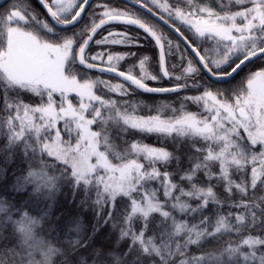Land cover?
Wrapping results in <instances>:
<instances>
[{"label": "snow or ice", "instance_id": "snow-or-ice-1", "mask_svg": "<svg viewBox=\"0 0 264 264\" xmlns=\"http://www.w3.org/2000/svg\"><path fill=\"white\" fill-rule=\"evenodd\" d=\"M5 4L0 182L11 170L20 203L0 196V264H264V65L252 68L264 61V0ZM162 78L176 83H147ZM137 91L176 93L179 107H149ZM102 227L111 247L96 242Z\"/></svg>", "mask_w": 264, "mask_h": 264}, {"label": "trees", "instance_id": "trees-1", "mask_svg": "<svg viewBox=\"0 0 264 264\" xmlns=\"http://www.w3.org/2000/svg\"><path fill=\"white\" fill-rule=\"evenodd\" d=\"M95 2H98V0H96ZM107 2L109 3H113V4H118L120 6H123V3L117 1V0H107ZM173 3H175V0H172ZM214 2V0H213ZM33 5L36 7H40L38 5L37 0H33ZM5 7H7V4L4 5ZM42 11V8L40 9ZM115 28H119L121 26H113ZM94 49L96 48L95 45L92 46ZM181 48L183 49V46H181ZM99 50V49H96ZM117 50H123V49H117ZM141 55H148L151 56L153 59L154 57L156 58L157 54H156V50L153 46L152 43H150L148 40L144 41V47L141 48L139 50ZM172 61L176 62L173 58H171ZM130 64H132V61H128L125 65L124 68H126V66H129ZM261 65H264V61H257L256 63H254L252 65V68L255 69ZM180 69H176V72H179ZM245 72H247V69H245ZM244 75V73H241L240 76H238L235 79V82H233V85L235 83H237L239 81L240 78H242ZM166 80L163 81L162 84H166ZM149 85L153 86L155 85L154 83H148ZM153 87H158V86H153ZM197 94V90L194 88H190L185 90L183 93H181L180 95H195ZM24 99L27 102H35L37 100V98L29 96L27 94L24 95ZM133 100L136 101H141L142 104L147 105L149 107L155 108L157 106L160 105H164V104H175L177 107H179V103L180 100L177 96L176 93L171 94V95H165V96H157V95H146V94H142L140 92H137V94H135L132 97ZM187 107L190 111L196 110L193 107V104H191V102H188ZM148 109L145 108V111H147ZM135 137L137 139L141 138V134L136 133ZM144 142L148 143V144H154L156 146H167L169 149H171V143L168 142L166 145L162 143L161 140H159L155 135H145L143 137ZM17 165H19V167L21 169H23L25 167V165L20 164L19 159H17L16 164H14L12 167L15 168ZM13 178L11 175V170L9 171V175L7 177V179L3 182H0V196L2 197H6L9 201L13 200L14 198L16 199L17 203H20L19 197L16 196L15 193H13L10 190V185L12 184ZM59 201H60V206L63 207L65 206L66 202H70L71 201V191L69 188L65 187L62 190V194L59 196ZM83 223L86 227V229L91 232L92 226L96 223V219L95 216L93 214V212L91 211H86L83 213ZM116 237L115 234L112 232L111 227H102L101 231L97 234L96 237V242L99 245H104L106 247H111L113 245V242L115 241Z\"/></svg>", "mask_w": 264, "mask_h": 264}, {"label": "rangeland", "instance_id": "rangeland-1", "mask_svg": "<svg viewBox=\"0 0 264 264\" xmlns=\"http://www.w3.org/2000/svg\"><path fill=\"white\" fill-rule=\"evenodd\" d=\"M96 2L94 1L93 2V4H95ZM158 26H159V28L164 32V34L165 35H169L170 36V38L171 39H173L172 37H171V35L166 31V29H164L162 26H160L159 24H158ZM174 41H176L175 39H173ZM183 50V49H182ZM151 57V56H150ZM152 58V57H151ZM173 63H176V62H171V64L169 65V69H170V71H175L176 72V69H178L179 67H177V68H175V69H172V67H171V65L173 64ZM129 66H131V64L129 65ZM129 66H126V68H125V70H127V68L129 67ZM150 70L151 71H154L155 73H157V74H159V68H158V59H157V56H156V58L154 57V59L152 58V63H151V67H150ZM177 74L179 73V72H176ZM91 75L93 76V77H96V76H99V77H102V78H105V79H107L108 77H106V76H101V75H98V74H96L95 72H92L91 73ZM165 79H160V80H158V81H151V80H149V81H147V83H154L155 85H153V86H158V87H168V86H171V85H173L174 83H176V81H174V80H166V84H162L163 83V81H164ZM149 86H151V85H149ZM139 102H141V101H139ZM192 104V103H191ZM193 107L196 109V110H193V111H199V109L197 108V106L195 105V104H193Z\"/></svg>", "mask_w": 264, "mask_h": 264}, {"label": "water", "instance_id": "water-1", "mask_svg": "<svg viewBox=\"0 0 264 264\" xmlns=\"http://www.w3.org/2000/svg\"><path fill=\"white\" fill-rule=\"evenodd\" d=\"M94 1H96V0H92V2H94ZM117 1H119L121 3H124L125 2V0H117ZM37 2H38V0H37ZM4 4H5V0H0V5H4ZM140 11H143V10H140ZM150 18L152 20H154L157 24H159L160 26H162L164 29H166L168 32H170L172 35H174L179 40V37L177 36V34L171 28H169L168 25H165L163 23V21L158 20L156 17H150ZM113 26H120V25H113ZM180 42L182 43V41H180ZM152 44H153V46H154V48H155V50L157 52V49H156L154 43H152ZM157 56H158V54H157ZM95 73L98 74V75H101V76L109 77V74L108 73H100V72H95ZM114 79H119V78H114ZM218 83L219 84H222V83H225V82L221 81V82H218ZM137 92H139V91H137ZM140 93H142V92H140ZM142 94H146V95H157V96H161L162 95V96H165V95H171V94H174V93H142Z\"/></svg>", "mask_w": 264, "mask_h": 264}, {"label": "flooded vegetation", "instance_id": "flooded-vegetation-1", "mask_svg": "<svg viewBox=\"0 0 264 264\" xmlns=\"http://www.w3.org/2000/svg\"><path fill=\"white\" fill-rule=\"evenodd\" d=\"M5 5V4H4ZM167 31V30H166ZM168 32V31H167ZM170 35H171V37L173 38V39H175L176 41H179L174 35H172L170 32H168ZM180 42V41H179ZM181 43V42H180ZM181 46H183V44L181 43ZM156 54H157V52H156ZM157 59H158V56H157ZM171 62H173L172 61V59H171V57H169V65L171 64ZM158 68H159V63H158ZM164 79V78H163ZM166 80V79H165ZM168 80V79H167ZM233 82H235V80L233 81ZM222 84H224V83H222Z\"/></svg>", "mask_w": 264, "mask_h": 264}]
</instances>
